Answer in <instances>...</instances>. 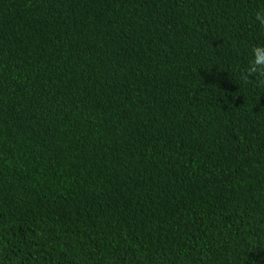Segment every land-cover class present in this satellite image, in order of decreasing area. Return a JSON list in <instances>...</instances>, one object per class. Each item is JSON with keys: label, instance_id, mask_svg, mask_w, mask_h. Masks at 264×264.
<instances>
[{"label": "trees", "instance_id": "1", "mask_svg": "<svg viewBox=\"0 0 264 264\" xmlns=\"http://www.w3.org/2000/svg\"><path fill=\"white\" fill-rule=\"evenodd\" d=\"M264 0H0V264H264Z\"/></svg>", "mask_w": 264, "mask_h": 264}, {"label": "clouds", "instance_id": "2", "mask_svg": "<svg viewBox=\"0 0 264 264\" xmlns=\"http://www.w3.org/2000/svg\"><path fill=\"white\" fill-rule=\"evenodd\" d=\"M255 20L264 29V9L255 14ZM252 60L248 69L242 70L238 79L242 83H247L250 76L257 77L258 86L264 88V46H256L251 49Z\"/></svg>", "mask_w": 264, "mask_h": 264}]
</instances>
